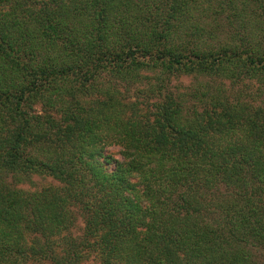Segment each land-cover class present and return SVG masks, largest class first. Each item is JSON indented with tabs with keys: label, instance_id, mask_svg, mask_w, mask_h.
I'll use <instances>...</instances> for the list:
<instances>
[{
	"label": "trees",
	"instance_id": "obj_1",
	"mask_svg": "<svg viewBox=\"0 0 264 264\" xmlns=\"http://www.w3.org/2000/svg\"><path fill=\"white\" fill-rule=\"evenodd\" d=\"M259 250L264 0H0V264Z\"/></svg>",
	"mask_w": 264,
	"mask_h": 264
},
{
	"label": "rangeland",
	"instance_id": "obj_2",
	"mask_svg": "<svg viewBox=\"0 0 264 264\" xmlns=\"http://www.w3.org/2000/svg\"><path fill=\"white\" fill-rule=\"evenodd\" d=\"M145 74L151 78L155 77V74L153 72H150V71H145ZM198 81H199V79L197 80V79H193L191 77H186V76H182L179 78H173L172 77L170 80V83H171L170 88H174V86L175 87L177 86L178 88H181L183 91H188L189 89L191 90L192 87L198 86V83L200 82V81L199 82ZM149 82H151L152 84H156V82H152L150 80H149ZM203 82H201V83H203ZM138 87H140V86H136V88H132L131 93L133 91H136V89H139ZM144 87H146V86H144ZM120 90L123 91V88L121 87ZM182 90H178V91L181 92ZM36 109H39V108H36ZM110 150L112 152L113 151L117 152L118 148L114 149L112 147V148H110ZM115 157L117 158L118 156H115ZM49 185H58V183L53 181L51 178H49L47 176L34 175L31 179V184H25L24 186H21V188H23L25 190H40L41 188L49 186ZM83 227H84V225H83L82 219L78 218V221H77L75 227L72 229L71 233L74 236H81L82 231H83ZM255 253H256V257L258 259H261V261H264V250H259ZM92 260H93V254L90 256V260L85 262L84 264H91Z\"/></svg>",
	"mask_w": 264,
	"mask_h": 264
}]
</instances>
